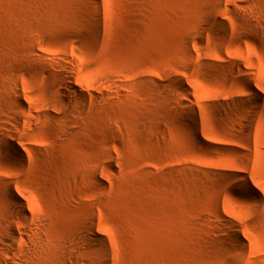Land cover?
<instances>
[{
	"label": "rangeland",
	"instance_id": "obj_1",
	"mask_svg": "<svg viewBox=\"0 0 264 264\" xmlns=\"http://www.w3.org/2000/svg\"><path fill=\"white\" fill-rule=\"evenodd\" d=\"M3 243L264 264V0H0Z\"/></svg>",
	"mask_w": 264,
	"mask_h": 264
},
{
	"label": "bare ground",
	"instance_id": "obj_2",
	"mask_svg": "<svg viewBox=\"0 0 264 264\" xmlns=\"http://www.w3.org/2000/svg\"><path fill=\"white\" fill-rule=\"evenodd\" d=\"M5 145L9 148V150H11L12 152H16L15 150H16V148H15V146L14 145H12L11 143H5ZM17 153V152H16ZM137 225H139V227H141V229L143 230V231H145V226L146 225H144L143 223H138ZM11 240V239H10ZM8 242H10L9 240H8ZM10 244L11 243H6V244H1L0 245V256L2 255V254H5L8 250L5 248V246H10Z\"/></svg>",
	"mask_w": 264,
	"mask_h": 264
}]
</instances>
